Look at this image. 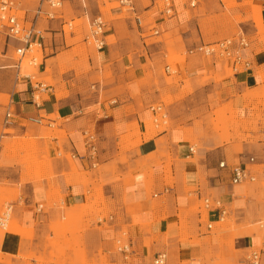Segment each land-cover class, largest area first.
Here are the masks:
<instances>
[{"label":"crops","instance_id":"obj_1","mask_svg":"<svg viewBox=\"0 0 264 264\" xmlns=\"http://www.w3.org/2000/svg\"><path fill=\"white\" fill-rule=\"evenodd\" d=\"M91 1L100 12V0H87L86 9L81 0L65 4H78L77 19L92 20L97 15H91ZM151 1L152 8L145 13L155 8L156 0ZM253 6L259 12L263 38L243 49L236 42L234 54L238 52L239 60L192 55L177 64L175 72L165 65L166 76L165 62L153 58L154 53L164 52L165 45L149 47L144 40L148 27L143 23L139 27L135 18L146 55L130 49L123 32L132 19L125 16L113 24L106 21L110 31L104 34L98 59H76L67 67L82 71L64 73L58 62L49 61L72 50L66 45L65 13L64 20H40L43 51L55 54L46 53L34 71L43 74L51 67L59 86L53 90L48 86L38 106L33 99L36 93L26 85L16 91V86L11 102L17 116L4 127L10 133L2 132L4 106L0 104V159L5 139L6 144H14L32 134L48 165L40 181L27 178L24 183L18 166L0 168V184L6 181L19 190L17 200L11 202L18 228L0 237V264H38L31 256L43 243L51 219L79 216L87 206L93 209L84 217L89 257L100 249L111 254L116 241L125 239L132 253L122 264H152L161 253L167 256L166 264H248L247 255L260 249L264 237L241 230L225 245L224 233L215 226L220 212L206 211L200 204L204 199L220 201L227 218L239 215L242 222L264 214V193L259 187L232 184L234 167L247 166L252 156L264 161V145L257 141L264 113V98L257 93L264 88V0H253ZM173 7V15L166 16L163 4L151 30L162 35L184 27L180 35L187 40L195 39L196 30L200 43L193 46L203 45L196 18L181 0H173ZM113 12L117 17L124 14L121 9ZM33 15L28 11L27 19ZM11 42L10 47H15ZM168 67L172 72L166 71ZM104 71L111 77L103 80L99 91L91 92V80ZM221 115L223 125L217 123ZM30 117H42L43 124L30 123ZM44 128L61 135L39 137ZM91 146L97 150L95 168ZM263 176L259 172L257 182ZM98 210L108 217L98 219ZM67 257L72 261V255Z\"/></svg>","mask_w":264,"mask_h":264},{"label":"rangeland","instance_id":"obj_2","mask_svg":"<svg viewBox=\"0 0 264 264\" xmlns=\"http://www.w3.org/2000/svg\"><path fill=\"white\" fill-rule=\"evenodd\" d=\"M39 1L40 0H21L22 12L20 14L25 16L28 11L34 12L38 7ZM103 1L107 3L105 7L102 5ZM164 1L165 0H156L155 8L151 12L145 13L146 8H152V1L134 0L137 12L143 17V26L145 28L148 27L149 30L145 35L146 39H144L147 41V45L149 47L153 44L165 45L164 52H162L161 55L154 53L153 58L159 56V58H155V61L165 62V64L163 63L162 73L166 76L165 65H170L175 72V66L177 64H184L188 57H192V55L188 54V50L193 48L194 44H199L200 39L196 30L194 31V40L185 39L184 36L180 35V30L184 31V27L162 35H156L154 31L151 30L156 27L154 24V17L159 11L163 10ZM181 3L183 4V7H185V9L196 18L195 22L197 27L201 30V40L205 42V45L224 39L237 40L240 37L245 38L248 43H254L263 38V25L260 24L258 20L259 12L253 6V0H205L195 8H192L188 4V0H181ZM96 7V3L91 1L89 4L91 15L94 16L102 13L106 19L105 21H108L110 24L117 22L118 19L124 18L125 16L132 19L131 27L124 25L123 33L127 35V39H129L132 52H141V50H143V42H141V37L134 21L135 14L123 10L124 14L117 17L113 14V11L120 9L118 3L110 4L107 0H100V12H98L99 10ZM80 9L81 8L78 4H74V2L73 4L66 3L63 9L65 19L67 23L70 24V27H65L67 34L66 45L72 50L63 51L56 59L49 61V64L52 62H58L61 66V73L69 70L81 72L82 70L80 69L67 67L68 63L74 62L76 59H80L81 61L88 60V58L98 59V47L96 43L92 40H89V42L86 43L84 41L90 35L91 20L88 17L85 18V16L77 19V13L80 15ZM107 31H110V27L107 28ZM73 33H75V37L73 36ZM5 42L6 35L2 33L0 34V104L4 106L2 123L4 121L5 112L11 102V94L14 92L16 86V91L22 89L21 84H16V78L18 75L17 69L14 67L7 68L8 66H13L18 61L19 57L15 54L12 47H10L9 50L6 49ZM46 53H48V55H46L48 57L55 54L49 50H47ZM46 53L39 47H36V50L31 54H28L22 63L21 76H31L34 83L43 82L53 90L59 86V80L55 77L51 67H48L45 73L40 74L39 71H34L33 66L34 57L39 60L38 64H43ZM143 53L146 55L144 50ZM109 77H111L110 72L104 71L103 74H98L91 80L92 83L89 90L91 92L99 91V87H102V85H99L101 83L103 84V80ZM172 80V78H167V81L170 83ZM22 81H24V79H22ZM94 86L95 88H93ZM257 93L253 94L264 98V88ZM45 96L46 94L42 97ZM217 120V123H221V125L225 122L222 115L221 117L219 116ZM151 124H153V122ZM1 128L4 134L12 132L11 130H6L3 124L1 125ZM60 135L61 132H58L57 130L44 128L39 137L48 138L58 137ZM246 138L247 137L244 139ZM6 141L7 140L5 139L2 144L5 149L0 159V168H8L9 166L15 165L21 169L23 183L27 178L32 181H40L43 178L44 168H47L48 162L47 158L42 156L41 148L39 144H36L32 134H27V137L14 144H6ZM244 186L259 187L263 194L264 176L257 183L245 184ZM18 195V188H10L9 183L6 181L0 184V217L6 210V206L17 200ZM200 206L204 208L203 202ZM87 210L92 212V206L85 207V211L79 216H70V214H67V216L65 215L62 218L57 216L55 219H51L49 231L44 233L43 243L35 248L31 257L37 261L38 264H122L123 258L118 252L116 243L114 244L111 254H104L103 250L100 249L98 255L89 257L90 248L85 244L84 239L85 229L88 225L84 219ZM195 210L199 211L198 207H196ZM101 211L102 210L97 211L99 213L97 216L98 219L108 217L107 214H100ZM241 218L242 216L233 215L232 217L226 218L223 224L218 223L215 225L216 228L221 229V232L224 233L222 236H224L223 243L225 245H229L233 240H230L232 234L241 230L244 232L246 231L247 234L250 235L256 233L259 236L264 237V229L263 232L261 231L260 233V226L258 225L260 221H264V214L259 215L257 219L255 218L252 221L242 222ZM87 222H89V220H87ZM17 228V220L14 215H12L7 228L2 229L0 227V237L8 232L14 233L17 231ZM68 255H72V257H70L72 258V261L67 260L69 258L67 257Z\"/></svg>","mask_w":264,"mask_h":264},{"label":"built area","instance_id":"obj_3","mask_svg":"<svg viewBox=\"0 0 264 264\" xmlns=\"http://www.w3.org/2000/svg\"><path fill=\"white\" fill-rule=\"evenodd\" d=\"M205 0H188V4L195 8L198 4L204 2ZM66 0H40L38 7L34 11V15L29 20L27 15L20 17L22 8L17 0H0V34L6 35L5 47L9 50L10 41L16 43V46L13 47L15 54L19 57L18 61L13 65L18 71L17 83L29 87V90L35 94L46 88L45 85L36 82H32L30 76H20V71L22 68L23 60L28 54H31L34 51L35 47H39L42 51L44 50V32L39 28L38 23L42 19L47 21L53 20H64L63 9L65 6ZM83 3V8L86 9L87 0H81ZM120 9L132 12L135 14V20L139 27H142V19L137 14L134 0H118L117 1ZM165 10L164 13L166 16H172L174 13L173 0H165ZM86 14V12H85ZM65 26H69V23H65ZM91 30L90 35L85 39L86 42L92 40L96 43L98 50L104 48V34L107 30V22L101 15L93 17L90 23ZM238 43L239 46L247 48L249 43L245 38L240 37L239 39H224L219 40L212 44H203L195 46L188 50L189 55H200L209 59L214 58H225L227 60H239L240 55L238 52L234 54L235 43ZM6 54V53H3ZM170 73L169 67L166 70ZM24 79V81H22ZM27 80V81H25ZM39 96L35 94L33 99H35L34 104L38 106L40 104ZM159 110V108H154L153 110ZM17 114L13 103L10 102L8 111L6 112L3 126L8 127L12 124L13 120L16 118ZM29 122L36 125H42V117H30ZM258 143L264 145V113L262 117V126L258 131ZM90 157L92 160H95L93 167H97V150L94 146H91ZM225 163H221V167H224ZM261 172L264 174V161H260L255 156H252L248 160V165H238L232 169V184L233 185H245V184H254L257 182L258 173ZM204 209L207 211L209 209H215L220 212L219 223L224 222L228 216V212L223 207L220 201H212L210 199H204ZM13 204H8L6 210L0 217V227L6 229L9 222L12 218V213L14 212ZM118 252L121 254L124 260H129V256L132 253L131 246L129 242L125 239L117 240ZM261 249L253 250L250 255L247 257L248 264H263L262 255L264 253V239L262 240ZM167 256L164 253L158 254L152 264H166Z\"/></svg>","mask_w":264,"mask_h":264},{"label":"bare ground","instance_id":"obj_4","mask_svg":"<svg viewBox=\"0 0 264 264\" xmlns=\"http://www.w3.org/2000/svg\"><path fill=\"white\" fill-rule=\"evenodd\" d=\"M43 31V30H42ZM34 50H36V47L34 48ZM39 50V49H38ZM37 61V62H36ZM38 62H39V60L36 58V57H34V68H36V67H38L39 66V64H38ZM170 69V68H169ZM172 72V71H171ZM18 76V75H17ZM25 76H28V75H25ZM19 77H23V76H21V71H20V76ZM31 77V76H30ZM31 80H32V82L34 83V81H33V78L31 77ZM16 81H17V78H16ZM25 81H27V80H25ZM38 83H41V84H43V85H45L43 82H38ZM35 84V83H34ZM22 85V84H21ZM46 86V88L44 89V90H42V91H40V92H37L36 93V95L37 96H39L38 98H39V103H41V99H42V96H43V94L47 91V89H48V85H45ZM8 111V110H7ZM5 115H6V113H5ZM5 115H4V118H5ZM204 204V203H203ZM12 215H13V213H12ZM225 222V221H224ZM224 222H221L220 224H223ZM261 227L262 228H264V222H262L261 223ZM116 244H117V241H116ZM261 249V248H260ZM257 250H259V249H257ZM252 252V251H251ZM250 252V253H251ZM250 253L248 254V255H250ZM121 255V254H120ZM248 255H247V257H248ZM264 258V253H263V255H262V259ZM246 261H247V258H246Z\"/></svg>","mask_w":264,"mask_h":264}]
</instances>
